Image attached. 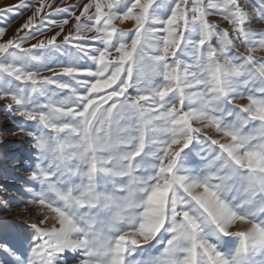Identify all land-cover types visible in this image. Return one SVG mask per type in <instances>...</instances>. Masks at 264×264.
<instances>
[{
    "label": "snow or ice",
    "instance_id": "6c2138e0",
    "mask_svg": "<svg viewBox=\"0 0 264 264\" xmlns=\"http://www.w3.org/2000/svg\"><path fill=\"white\" fill-rule=\"evenodd\" d=\"M21 10L0 101L29 139L0 150L29 145L12 159L36 219L0 220V264H264V0H18L0 19Z\"/></svg>",
    "mask_w": 264,
    "mask_h": 264
},
{
    "label": "rangeland",
    "instance_id": "374dc122",
    "mask_svg": "<svg viewBox=\"0 0 264 264\" xmlns=\"http://www.w3.org/2000/svg\"><path fill=\"white\" fill-rule=\"evenodd\" d=\"M86 2V0H85ZM251 2V0H250ZM18 3V0H0V8H4L8 5H15ZM65 3L67 4H74L76 3V0H65ZM61 0H56V5H60ZM22 14H10L7 18V20L0 19V26H7V36H12L17 28L22 25L28 16L31 15V10H21ZM63 14L61 17L62 18ZM210 20L214 23H217L219 27L223 28L226 26V24L221 20L218 16H212L210 17ZM10 21V23H9ZM123 27H128V25H124ZM255 29H260L264 27V25L260 24H254L252 26ZM51 35V33H48ZM7 38V37H5ZM34 43L35 41H31ZM240 52H243V48L239 49ZM257 56L264 57V51H257L255 53ZM46 75H49V73H45ZM246 100H238L236 102L237 105L246 103ZM5 102L0 101V136H2L6 141H26L29 138L22 136V135H13L10 131H6L4 129V126L7 125L9 129L14 128L15 124L6 116L4 113L6 112V109L3 107ZM17 121H21L22 118L16 117ZM29 125L32 124V122H28ZM28 144H20V143H9L7 145V152H8V158L3 159V150H0V185L5 186L8 189L7 196L9 197H15L17 204L13 205L15 208L14 212L10 213H4L3 210H0V220H10V221H23L25 217H28L29 222L35 221V209L32 208H24L20 207L19 204L23 202L25 197L21 194H19L22 189L24 188L23 181L28 180V176L26 173L22 172L20 170V165L18 163L13 162V157H19L23 150L28 148ZM29 213H33L32 215H28ZM241 228L240 225L236 226V229L239 230ZM69 264H74L73 259L71 258V255L69 254Z\"/></svg>",
    "mask_w": 264,
    "mask_h": 264
}]
</instances>
